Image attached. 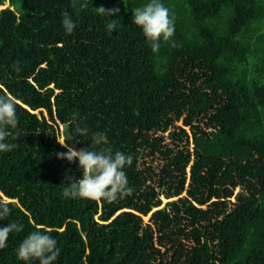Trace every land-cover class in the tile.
<instances>
[{
	"label": "trees",
	"instance_id": "obj_1",
	"mask_svg": "<svg viewBox=\"0 0 264 264\" xmlns=\"http://www.w3.org/2000/svg\"><path fill=\"white\" fill-rule=\"evenodd\" d=\"M146 2L0 0V95L19 101L0 226L24 224L0 264H23L15 248L32 230L57 239L53 264H264V0H162L174 32L156 52L131 23ZM101 5L119 10L111 34ZM58 124L67 147L102 131L131 154V194L63 197L80 171L57 158Z\"/></svg>",
	"mask_w": 264,
	"mask_h": 264
},
{
	"label": "clouds",
	"instance_id": "obj_2",
	"mask_svg": "<svg viewBox=\"0 0 264 264\" xmlns=\"http://www.w3.org/2000/svg\"><path fill=\"white\" fill-rule=\"evenodd\" d=\"M80 7L85 5L81 3ZM93 11L105 21L106 31L111 34L112 30L116 29L117 20H109L106 17L115 15L119 10L105 9L101 5ZM131 23L140 30L153 52L158 51L161 41H169L174 32V22L162 0H147L142 6L136 7L132 12ZM61 27L65 34H71L76 27V21L67 11L62 13ZM17 63L13 62V69L18 72L20 69ZM18 102L17 98L10 94L0 95V153L16 147L14 143L7 142L6 136L9 135L7 129L17 127ZM77 115L73 114L74 132L86 136L89 129L75 123ZM90 143L94 147H81L78 150L61 144L67 151L57 153V158L68 162L75 160L80 171L79 178L66 177L70 182L63 188V197L112 202L130 195L132 188L128 185L125 168L132 162L131 154L113 151L102 131L91 132ZM9 213L7 202L0 199V220L8 217ZM23 228L24 224L17 220H9L0 226V248L5 247L10 233H19ZM59 253L57 239L46 230L29 231L15 248L16 259L23 264H53Z\"/></svg>",
	"mask_w": 264,
	"mask_h": 264
},
{
	"label": "rangeland",
	"instance_id": "obj_3",
	"mask_svg": "<svg viewBox=\"0 0 264 264\" xmlns=\"http://www.w3.org/2000/svg\"><path fill=\"white\" fill-rule=\"evenodd\" d=\"M6 6H8L7 3H5L3 6H1L0 9H1V8H4V7H6ZM36 113L39 114L38 112H36ZM45 116H46V115H45ZM58 127H59V134H60L59 141H60V143L63 144V140H64V130H63V126L60 125V124H58Z\"/></svg>",
	"mask_w": 264,
	"mask_h": 264
}]
</instances>
